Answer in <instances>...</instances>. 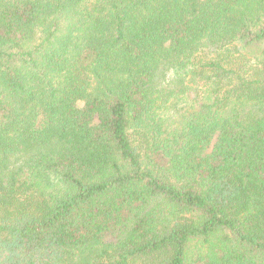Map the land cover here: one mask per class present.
<instances>
[{"label": "trees", "instance_id": "1", "mask_svg": "<svg viewBox=\"0 0 264 264\" xmlns=\"http://www.w3.org/2000/svg\"><path fill=\"white\" fill-rule=\"evenodd\" d=\"M0 264H264V0H0Z\"/></svg>", "mask_w": 264, "mask_h": 264}]
</instances>
